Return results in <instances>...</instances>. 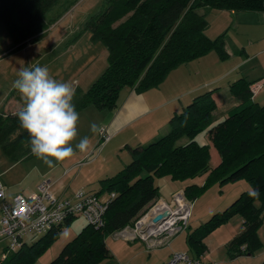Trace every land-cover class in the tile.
Wrapping results in <instances>:
<instances>
[{"label": "trees", "instance_id": "obj_1", "mask_svg": "<svg viewBox=\"0 0 264 264\" xmlns=\"http://www.w3.org/2000/svg\"><path fill=\"white\" fill-rule=\"evenodd\" d=\"M58 2L0 0V23L7 27L13 44L21 47L59 17L53 11ZM211 9L257 11L264 9V0H105L84 29L106 47L107 66L84 92L76 91V110L89 103L112 110L123 87L142 91L157 86L171 69L210 50L222 59L227 57L223 34L210 38L205 33ZM254 81L238 77L229 83V93L237 102L222 118L217 120L214 113V89H205L169 117L164 133L144 144L128 146L129 162L99 179L100 191L113 193L103 224L96 227L86 221L46 264H98L110 257L106 237L130 226L159 198L155 175L160 174L179 180L204 174L202 186L194 182L185 185L183 192L191 200L209 180L223 184L244 179L251 186L186 232L193 258L205 252L207 232L235 213L242 217V228L228 242L230 255H252L264 246L258 235L264 221V103L253 97L250 86ZM17 112L0 110V146L12 161L32 154L29 134L20 126ZM202 131L208 133L219 154L215 166L209 162V144L196 139ZM183 137L186 140L178 143ZM252 189L259 190L258 197L249 196ZM59 230V226L53 227L30 244L23 241L1 256L0 264H34Z\"/></svg>", "mask_w": 264, "mask_h": 264}, {"label": "rangeland", "instance_id": "obj_2", "mask_svg": "<svg viewBox=\"0 0 264 264\" xmlns=\"http://www.w3.org/2000/svg\"><path fill=\"white\" fill-rule=\"evenodd\" d=\"M105 0H59L54 6V12L59 13V17L43 32H41L37 38L29 39L25 45L16 47L13 44L11 35L8 32L7 27L0 23V110H5L4 102L9 97L21 96L18 90L13 87V82L18 78V73L21 68L30 66H47L50 75L61 82H73L76 87V91L84 92L90 84L103 72L107 66V49L104 44L99 40H93L89 30L84 29L87 19L96 14L103 8ZM237 16V20L236 17ZM209 20L210 26L206 32L210 36H215L225 30V42L226 46L232 56L229 61H236L237 59L245 56L241 50L245 49L248 55L252 57L255 53L252 62L262 61L264 62V52H261V48H264V32H261L258 28L254 27L253 18L255 15L248 12H236V15L229 10H217L211 9L206 15ZM233 18V21L230 22ZM230 22V24H229ZM253 42L254 44H249ZM216 55L217 52L212 50ZM208 63V62H207ZM183 84H173V89H179ZM222 88L220 91L223 93L222 98L227 100L229 98V92ZM259 103L262 101L261 93L256 96ZM109 109L98 108L92 103L87 104L77 112L79 113V122L77 125L78 136L73 142V147L79 142L80 138L87 136L90 142L89 152L87 154L89 160L84 162L86 165H78L69 174L72 176L73 185L77 186L84 181L91 184V180H94L100 176H110L117 172L120 168L125 166L130 160L129 149L127 146L114 147L110 142L106 146V141L99 149L96 146L98 139V132L93 133L90 130V126L93 123L98 124L99 120L106 115L105 113ZM168 123V121H167ZM166 130H161L159 134L164 133ZM196 139L200 143L207 142L211 145L212 149H216L210 140L207 132H200ZM186 137L179 139L178 143H183ZM148 142V141H147ZM132 145L131 147H134ZM93 150V151H92ZM77 154L81 153L78 149H75ZM210 165L213 166L216 162V157L210 156ZM10 158L4 153L0 146V171L4 168L5 162H10ZM95 159V160H94ZM111 162L112 166L108 168L102 167L103 160ZM21 164L30 165L36 164L39 169L48 168L41 160L37 159L33 154L25 156L19 159ZM95 161V162H91ZM113 162H115L113 164ZM92 163V164H91ZM59 164V163H57ZM83 167V168H82ZM82 168V171L80 169ZM80 171V172H79ZM58 169L50 173V177L54 180L58 175ZM9 181L4 175H0L1 180ZM206 178L204 174L197 175L193 178L179 180L171 179L167 175L160 174L155 175V182L158 185L160 197L151 204L148 209L141 214L129 227H135L140 225L154 207H158L162 203H167L172 206V209H177L176 201H171V192L176 188L182 187L179 191L181 197L184 199V206H190V213L187 219L186 227L178 232L179 238L176 239L175 245L180 246L183 251H186L190 256L191 252L188 250V245L184 241V235L187 231L192 230L195 226L205 222L213 213L222 210L228 206L236 196L242 191L247 190L243 183H247L246 180H238L234 182H225L219 184L216 181H207L206 186L191 200L183 192L186 184L194 182L202 186ZM242 181V182H241ZM93 185H86L84 187L88 192H94L99 190L100 186L98 182H92ZM248 190L251 188L249 183ZM20 187V186H19ZM245 188V189H243ZM12 189V187H11ZM26 193V192H25ZM99 198H107L106 191H100L97 193ZM180 202L183 200H179ZM160 203V204H159ZM182 204V202H181ZM86 223V220L82 216H75L68 223L63 222L59 225L60 230L57 238L51 245L39 256V262L46 264L52 258H54L62 248V246L70 240ZM242 217L239 213H235L219 224L211 228L206 236L203 238L206 250L205 253L198 258L203 263L213 264H255L250 260L238 259L243 255L232 257L228 251V242H226L232 235H230L236 228L241 227ZM148 225L142 226L140 234L147 232ZM260 233L264 237V226H260ZM44 233L36 232L23 236V241L30 244L37 240ZM233 234V233H232ZM139 237V236H137ZM8 240L3 239L0 241V257L1 249L6 247ZM105 243L112 245H121L122 240H117L112 234H109ZM144 255H147L146 252ZM248 256V255H246ZM193 258V257H192Z\"/></svg>", "mask_w": 264, "mask_h": 264}, {"label": "crops", "instance_id": "obj_3", "mask_svg": "<svg viewBox=\"0 0 264 264\" xmlns=\"http://www.w3.org/2000/svg\"><path fill=\"white\" fill-rule=\"evenodd\" d=\"M229 12L236 15V12L240 11L229 10ZM241 12L253 13L255 15L253 18L254 27L261 30V32H264V9L257 11L246 10ZM235 17L237 20V16ZM232 21L233 18L230 22ZM209 26L210 23H208L205 33ZM218 33L223 34V45L228 53L227 57L222 59L210 50L203 56L179 64L171 69L157 86L142 91H137L132 87H123L119 91L116 107L112 110L109 109L105 113L106 115H104V117L98 122L100 128H105L110 134L106 146L111 142L114 147H131L132 145L136 146L144 144L153 139L161 130H167V121L171 115L180 112L195 94L205 89H214L213 97L216 102L214 113L217 120L222 118L225 115L226 110L230 106L236 104L237 99L228 93L229 98L224 100L222 98L223 93H221L222 91H220V89L225 88L229 92V83L238 77H245L247 80H255L250 86L253 90V97L255 101L258 102L259 100H257L256 96L261 93V99L264 101V62L261 60L258 62H252L256 53L250 57L245 49L241 50V53L245 51V56L243 55V57L236 61H229L232 56L226 46V32L224 30L222 32L219 31ZM219 34H216L213 37L209 34H207V36L214 38ZM249 44L254 43L251 42ZM260 51L264 52V48H261ZM177 82L183 84L178 90L173 89V84ZM23 103V99L19 95L9 97L6 102H4L5 110H19V108L23 106ZM209 147L210 156L213 155L216 157V162L213 164V166H215L219 162L220 157L216 149H212L211 145H209ZM90 150L79 154L75 151L72 157L59 162V164H56L54 167H48L45 169H39L36 164H21L19 160L5 162L3 170L0 171V175L11 178L9 181H6L5 178L2 180L5 186L6 197L11 199L17 193L28 195L36 191L38 184L44 179L51 181V189L57 196L73 198L75 192L79 189L88 192L84 187L87 186L89 188V186L93 185L92 182L95 181L99 183V179L103 178L102 176L91 180V184L84 181L83 184H77L75 187H72V176L68 179H66V177H69V174L78 165L83 164V167L86 166L84 162L89 160L87 154ZM103 161L102 167L108 168L107 166H109L111 162H106L105 159ZM91 162L93 163L95 161ZM114 163L115 162H113V164ZM110 166H112V164ZM56 168L58 169V175L53 180L50 177V173ZM82 168L80 171H82ZM243 184L244 185L241 186L248 189L247 183ZM180 190H182L181 186L171 192V197L175 191ZM98 192H100V188L99 190L88 193L97 194ZM159 197L163 199L161 196ZM261 226H264V221H262ZM241 228L242 225L241 227L236 228V230L232 232L233 234H230L232 235L230 239L238 233ZM260 228L261 227L258 229V235L262 243H264V237H262V234L259 231ZM178 234L179 233L177 232L167 238L164 243L157 245H150L149 242L141 237L128 239L112 235L114 238H117V240H122L123 243H121V245L106 243L111 252V256L102 260L98 264H163L169 259L174 251H183L180 246L175 245L176 239L179 238L177 237ZM183 238L187 244L186 233ZM2 251L3 248L1 249V252ZM145 252L147 255H144ZM190 257H192V255ZM238 259L250 260L255 264H262L264 263V246L252 255H243V257H238ZM34 264L44 263L39 262L37 259Z\"/></svg>", "mask_w": 264, "mask_h": 264}, {"label": "built area", "instance_id": "obj_4", "mask_svg": "<svg viewBox=\"0 0 264 264\" xmlns=\"http://www.w3.org/2000/svg\"><path fill=\"white\" fill-rule=\"evenodd\" d=\"M109 138L108 131L105 128H100L96 146L100 149ZM51 184V181L44 179L38 184L36 191L28 195L17 193L8 199L5 194V186L0 179V241L8 240L5 251H2V257L8 251L18 248L23 242V236L36 232L45 233L49 229L59 226L68 218L82 216L93 226L98 227L103 224L104 213L113 193L107 198L101 199L95 193L79 189L73 198L62 197L54 194ZM177 194L179 191L172 194L171 201H176ZM182 202L184 203V199ZM176 203L177 207H180L179 212L176 211L177 209H172V206L167 203L157 209L153 207L140 225L126 226L112 235L128 239L139 236L150 245L164 243L167 238L186 227L190 206H182L181 203H178V199ZM163 209H169L171 215L165 220L153 221V217ZM145 225H148L147 232L143 231L144 233L140 234L141 227ZM184 263L213 264L203 263L199 258H192L186 251H174L163 264Z\"/></svg>", "mask_w": 264, "mask_h": 264}, {"label": "clouds", "instance_id": "obj_5", "mask_svg": "<svg viewBox=\"0 0 264 264\" xmlns=\"http://www.w3.org/2000/svg\"><path fill=\"white\" fill-rule=\"evenodd\" d=\"M13 87L19 91L23 106L16 113L20 126L29 134L31 153L48 167L74 155L75 149L81 153L89 150L87 136H78L79 113L73 103L76 87L73 82H61L50 75L47 66L21 68ZM95 134L100 126L91 124ZM249 196H259L258 189L249 191Z\"/></svg>", "mask_w": 264, "mask_h": 264}, {"label": "water", "instance_id": "obj_6", "mask_svg": "<svg viewBox=\"0 0 264 264\" xmlns=\"http://www.w3.org/2000/svg\"><path fill=\"white\" fill-rule=\"evenodd\" d=\"M171 215L169 209H163L153 217V221H161L167 219Z\"/></svg>", "mask_w": 264, "mask_h": 264}, {"label": "bare ground", "instance_id": "obj_7", "mask_svg": "<svg viewBox=\"0 0 264 264\" xmlns=\"http://www.w3.org/2000/svg\"><path fill=\"white\" fill-rule=\"evenodd\" d=\"M177 198H179V200H180V199L183 200L182 197H181V194H180V193L177 194ZM179 200H178V203L180 204L182 201L180 202ZM159 204H160V203H159ZM164 205H165V203H162V204L159 206V208H160L161 206H164ZM183 205H184V203L182 202V206H183ZM157 208H158V207H155V209H157ZM179 209H180V207H177V210H176V211L179 212V211H180Z\"/></svg>", "mask_w": 264, "mask_h": 264}]
</instances>
